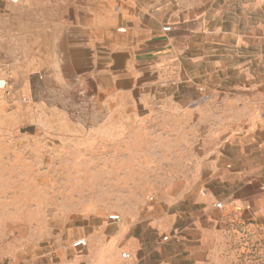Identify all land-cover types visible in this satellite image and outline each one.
<instances>
[{
    "label": "rangeland",
    "instance_id": "1",
    "mask_svg": "<svg viewBox=\"0 0 264 264\" xmlns=\"http://www.w3.org/2000/svg\"><path fill=\"white\" fill-rule=\"evenodd\" d=\"M0 2V264H27L36 248L75 239L70 221L82 233L89 227L82 220L94 213L99 219L91 221L100 224L110 214L138 212L139 219L127 221L143 220L154 212L163 190L169 185L174 189L172 183L188 172L130 169L124 160L129 156L120 154V149L136 148L134 133L121 138L119 126L108 130L105 108L98 103L109 97L103 73L110 24L121 37L131 29L122 16L136 12L112 0L111 7L94 11L95 23H77L63 16L61 0ZM210 2L224 13L229 32L220 49L224 54L237 49L241 56H251L240 64L244 81H255L256 92L251 95L255 117L208 124L209 129H231L237 137L235 147L224 146L231 138L221 141V152L226 151L229 161L219 183L207 190L199 166L190 171L191 191L212 197L209 206L216 214L206 225L220 230L212 236L232 254L229 264H264V0ZM247 34H255L256 42L238 41V35ZM228 75L231 83L242 81L237 74ZM211 95L216 98L217 91ZM195 114L204 113L193 112V118ZM171 125L161 123L160 129L168 131ZM185 125L196 137L194 152L205 124L195 119L177 124ZM170 141L174 140L168 136L160 139L162 152H168ZM141 142L151 155L159 141ZM192 204L173 203L177 226L199 224ZM74 211L82 219L73 218ZM165 235L167 241L170 234Z\"/></svg>",
    "mask_w": 264,
    "mask_h": 264
},
{
    "label": "crops",
    "instance_id": "2",
    "mask_svg": "<svg viewBox=\"0 0 264 264\" xmlns=\"http://www.w3.org/2000/svg\"><path fill=\"white\" fill-rule=\"evenodd\" d=\"M111 1L61 0V7L66 20L95 23L94 11L109 8ZM119 1L122 9L136 13L122 16L123 23L131 29L121 37L110 24L103 73L109 97L98 102L105 108L107 128L113 131L119 126L121 138L126 132L134 133L131 138L136 140V148L120 149V154L130 157L124 158L132 165L130 169L181 170L188 174L172 183L174 189L169 185L163 190L165 193L158 198L154 212L143 220L135 222L140 218L136 212L120 216L119 221L108 219L100 224L91 221L99 219L94 213L82 220L89 225L82 233L78 232L76 222L70 221L74 225L73 236L77 237L36 248L27 264H229L232 254L213 237L220 230L206 225L216 214L209 206L212 197L194 195L189 172L199 166L200 181L206 190L222 179L229 156L226 151L221 152V141L231 138L224 146L232 149L237 137L232 136L231 129L221 126L209 129L208 124H234L255 117L256 102L251 99L256 92L255 81L250 78L244 81L245 72L240 64L251 56H241L237 49L224 54L220 49L229 32L224 26V13L210 0ZM162 22L169 23L170 29L163 31ZM238 37V41L256 42L255 34ZM189 47L197 50L189 51ZM229 72L242 81L231 83ZM214 90L217 97L209 98ZM198 111L204 114H195L193 118V112ZM194 119L205 125L193 152L192 140L196 137L190 127L177 124H190ZM166 122L172 125L168 131H162L161 123ZM165 136L174 140L170 141L168 152H162L160 143ZM145 139L159 141L153 143L156 147L151 155L144 150L146 146H140ZM185 201L196 208L198 225L177 226L179 215L173 203ZM72 216L77 220L83 217L78 211ZM135 228L136 232L131 231ZM165 233L170 234L167 241ZM80 238L85 239V245L74 246L73 242Z\"/></svg>",
    "mask_w": 264,
    "mask_h": 264
},
{
    "label": "built area",
    "instance_id": "3",
    "mask_svg": "<svg viewBox=\"0 0 264 264\" xmlns=\"http://www.w3.org/2000/svg\"><path fill=\"white\" fill-rule=\"evenodd\" d=\"M15 1V0H13ZM170 29V26L166 25V26H163L162 27V30L163 31H167ZM217 206H220V204H217ZM108 219L111 220V221H119L120 220V216L118 214H110L108 216ZM86 241L84 238H80L76 241L73 242V245L74 246H82V245H85ZM122 256L125 257L126 256V253H122Z\"/></svg>",
    "mask_w": 264,
    "mask_h": 264
}]
</instances>
